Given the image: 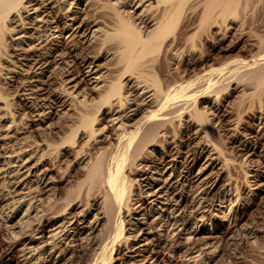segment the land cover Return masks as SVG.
<instances>
[{
  "label": "bare ground",
  "instance_id": "1",
  "mask_svg": "<svg viewBox=\"0 0 264 264\" xmlns=\"http://www.w3.org/2000/svg\"><path fill=\"white\" fill-rule=\"evenodd\" d=\"M263 101L264 0H0V264H217L250 203L220 132L260 113L249 162Z\"/></svg>",
  "mask_w": 264,
  "mask_h": 264
},
{
  "label": "rangeland",
  "instance_id": "2",
  "mask_svg": "<svg viewBox=\"0 0 264 264\" xmlns=\"http://www.w3.org/2000/svg\"><path fill=\"white\" fill-rule=\"evenodd\" d=\"M229 39H230V37H226V39L224 38L221 41V40L216 38L215 40L218 44L214 40V47H210L207 50L209 52V53L207 52L209 54V57L211 56L210 57V59L212 61L211 63L216 64V62L219 61V59H221L222 57H228V55H229V57H232V56L243 57L244 55L246 56V54H245L246 50H245V48H243L244 47L243 42L235 41L233 39H230L231 40L230 41ZM228 41H230L231 44ZM235 43H237V45ZM226 44L229 45V47ZM226 46L228 48H226ZM238 49H240V51ZM9 50H11V48ZM225 54H228V55H225ZM178 65L180 66L181 62H179ZM190 69H188L189 72L187 71L189 74L191 73ZM233 85L234 84H232L229 87L232 90L229 89L227 96L223 97V99H224L223 102L225 105L226 104H227V106L229 105L228 107L234 106L236 104L235 102L239 101L241 99V96H242V92H241V90H239L240 87L236 86V87H238V89H237L236 87H234L235 85L234 86ZM233 88H235V89H233ZM238 92L241 93V95L238 94ZM230 100L231 101L233 100V102H231ZM230 105H232V106H230ZM261 106H262V104H261ZM262 109L264 110V101H263ZM262 109L260 112L263 111ZM249 114L250 113H248V112H245V115L242 114L240 117L241 119L239 121L240 123L238 122L237 126H236V123L234 124V120L231 121V123L233 122L232 123L233 127L236 129L238 128L237 130L233 128L235 131L232 129L233 130V132H232V130H227V128L226 129L224 128L220 132V134H222V135H220L221 139L222 140L225 139L224 141H221V143L222 144L225 143L223 146H224V148L226 147V149H225L226 152L230 151L229 154L227 153L228 154L227 156L230 159L229 162H232L234 164L233 165L231 163H227L225 166L223 165L224 168L222 167L220 170L221 182L224 183V182H228L230 180V182H228V183L231 184L232 188L234 186L239 185L240 187H237L239 194H241L244 197V199H246L247 201L249 200L250 203H249L247 209H245V214H244L243 219L239 223L240 227L238 226L239 227L238 231L236 233H234L231 237L224 240L221 244H219L218 245L219 247L217 246L215 248L216 250L214 249V252H213L214 253V259H215V262H217V264H245V263L246 264H262V253L261 252H262V246H264V225H263L264 224V188H263L264 184L262 185V181L257 180V178H253L252 176H249L248 174H253V173H258V174L261 173L262 174L263 163H261V162H263L262 161L263 160L262 159V151L264 152V146L262 148H260V147L262 145H264V138L261 139V141H260V146L258 148V150L259 149L260 150L258 151V155L254 156L253 159H251L248 162V158L245 155H243L244 152L240 151V148L242 147L241 144H242L243 139H245V137H248L254 133L253 132L254 128L258 125L259 120H260V118H259L260 113L259 112H256V114L253 115V117H252V115H249ZM242 116H243V118H242ZM24 131H27V128L24 129ZM238 131H239V133H237ZM228 133L230 134V136H228L229 135ZM231 136H232V138H231ZM235 146H237V147L235 148ZM241 155L243 156V158H241L242 157ZM257 156H260L261 160H260V158H257ZM246 159H247V161L245 163V161H243V160H246ZM231 160H233V161H231ZM253 160L255 161V163ZM245 164H247V166ZM231 165H233V167H231ZM261 166H262V168H261ZM257 167H259V168H257ZM225 169H226V171H225ZM255 169H257L258 172ZM259 170H261V171H259ZM230 174H231V176H230ZM225 175H227V177L229 179L228 178L224 179ZM70 177H67V178L71 182V179L73 180V178H72V176H70ZM244 177H246L247 179ZM244 179L246 181L248 180L249 182L247 181V183H249L251 186L257 187L256 188L257 192L255 195L251 194L252 190L248 191L246 189L247 184H245L246 186L244 185V183L246 182V181L244 182ZM63 182H59V186L62 188L65 187V185H67V183H65V182L63 183ZM259 184L261 187L257 186ZM240 191H242V192H240ZM246 193H248V194H246ZM248 195L250 197H248ZM241 223L244 225L243 227H242ZM251 230H253V231H251ZM252 244H254V245H252ZM258 257H260V258H258Z\"/></svg>",
  "mask_w": 264,
  "mask_h": 264
}]
</instances>
